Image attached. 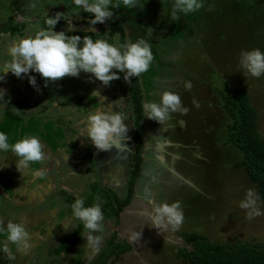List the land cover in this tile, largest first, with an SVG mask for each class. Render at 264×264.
<instances>
[{
    "label": "rangeland",
    "instance_id": "rangeland-1",
    "mask_svg": "<svg viewBox=\"0 0 264 264\" xmlns=\"http://www.w3.org/2000/svg\"><path fill=\"white\" fill-rule=\"evenodd\" d=\"M137 1L138 10L146 9L149 1L145 0V4L141 3L142 0ZM201 2L202 7L198 11L187 14L193 32L190 39L186 41V45L181 44L185 50L184 58L181 55L182 50L177 52L175 57L171 52L179 47L176 41L180 42L184 39L185 32L179 27L176 26L175 30H170L164 24H159V28L148 35L149 38L146 37L155 60L151 62L149 70L142 74L143 101L158 100L163 91L171 90L180 96L181 104L188 108V112L185 115L171 113L170 119L162 124L163 126L148 119L145 135L152 139L154 133L159 134L162 131L165 140L181 145L175 148L171 157L162 158L164 163L181 170L188 180L183 187L175 186L168 198L170 203L180 201L183 210L184 220L181 228L177 230L178 233L182 231L196 233L218 244L251 243L264 247V201L259 200L262 213L259 216L249 218L246 214L247 210L239 208V202L244 199L246 190L252 188L256 191V187L248 180L242 169L234 167L235 162L241 159V155L235 147L224 144L227 126L232 121L224 114L220 100L211 94L212 89L215 93V90H222L225 83L246 89L250 104L256 112L257 132L261 138H264V75L253 78L243 72L238 63V55L242 50L258 48L264 52V0H201ZM33 3L36 5L35 8L30 7ZM59 5L65 6L66 12H62ZM157 5L158 3H153L152 8L158 7ZM117 9L129 10L122 4ZM139 12L135 13L142 16ZM155 12L151 15L155 14L161 21V17L165 16L162 10L158 8ZM56 13L62 14L60 19L65 24L63 26L56 24L53 31L67 30L68 35L88 32L90 25L84 23L87 19L82 16L85 12L76 8L73 0H0V59H8L6 47L13 39L33 34L37 28H47L46 18ZM113 15L119 20L128 19L114 11ZM88 17V19L91 18ZM8 18L12 20V23H6ZM3 24L5 27L1 28ZM92 27L96 30V33L91 32L94 34L93 39H105L113 43V34L110 33L108 22ZM71 28L74 31H71ZM28 75L35 77V88L29 86L27 76L23 74L18 79L8 73L3 81H0V90H3L0 104H4L10 116L15 118L11 122L6 114L2 115L1 123L5 125L0 127V131L7 133L9 143H12L29 135L37 127L40 128L43 123L40 129L44 127L48 132L44 135L47 144L71 148L72 98L76 95L72 91H75L78 80L75 82V78L65 76L56 81H50L51 83L47 82V87H44L45 81L38 73L32 75L30 71ZM119 75L121 79L114 80V86L115 83L122 85L121 89L125 91L123 74ZM151 75H154V78H151ZM77 78L80 80V86H84V82L87 85L90 82L88 74L81 73ZM181 81H189L192 85L191 89L185 90ZM96 83L100 85L98 81ZM25 84L26 87L28 86L27 92L23 93ZM52 84H55L59 91L53 94L52 90L49 92L52 93L49 97L44 96L43 90L39 93L34 91L42 87L48 91V87L53 88ZM18 86L22 89L10 93L8 88ZM4 93L13 98L5 97ZM31 93L41 94V100L38 98L37 103L39 109L33 114L36 117L30 116L32 112L26 108L28 104L25 96ZM120 99H123V103L115 105L113 110L124 114L128 129L126 134L131 135L129 98L123 94L115 100ZM193 100L199 107L193 105ZM7 105L8 107L10 105V110ZM181 120L184 122L182 125L178 123ZM53 123L60 125L61 133L55 129ZM129 146V152L132 153L131 142ZM175 155H180V158H175ZM11 161L14 162V158ZM14 166H12L13 172L0 168V179H9V183L16 185L19 190L14 189V185L9 186L8 193L0 189L4 192L0 191V198L2 195L6 197L9 195L10 198L11 196L27 198L29 195L27 188L30 185H24L27 179L25 170L23 169L20 174ZM13 201L14 198L11 202ZM30 208L28 205H13L10 211L0 216L5 217L11 213L12 217L19 221L21 213L25 214V209L31 211ZM35 211L40 212V209ZM176 241L178 247L179 245L185 247L181 239L177 238ZM176 249L169 248L167 252H161L163 258H166L161 259L164 264H180V260H177L174 255L178 256V249ZM59 257V255H53L50 262L48 259L47 262H43L46 255L42 253L40 259L42 264H58ZM5 263L3 259H0V264Z\"/></svg>",
    "mask_w": 264,
    "mask_h": 264
},
{
    "label": "crops",
    "instance_id": "crops-1",
    "mask_svg": "<svg viewBox=\"0 0 264 264\" xmlns=\"http://www.w3.org/2000/svg\"><path fill=\"white\" fill-rule=\"evenodd\" d=\"M147 1L149 2H147L146 9L143 8L144 10H142L141 6L139 5L141 10H138V7H136L129 10L112 9V11L120 14V16L123 18L127 17L139 19L141 20L142 25H144L151 19V14L159 8L162 10L165 16L161 17V21L159 18H156L154 26L146 29L145 37H148V35L152 34L155 29L159 28V24H164L167 26V29L170 28V30H175L174 27H176V25H173L169 20L170 11L164 0H162V2H159V0ZM144 2L146 3L145 0L141 1L142 4H145ZM175 2L177 3V0H175ZM153 3H158V7L152 8ZM138 11H140L139 13H141L142 16H139L135 13ZM150 11H152V13ZM180 13L183 16L185 22L189 24V18L187 17V14L181 11ZM190 26L191 24H189V27ZM190 29L192 30L191 27ZM188 39H190V37H184L183 41L181 40L180 42L179 40L176 41V44H179V47L171 51L173 57L176 56L177 52L182 50L181 55L182 58H184L185 50L182 45H186V41ZM154 60L155 58L153 55L152 62ZM31 74L34 75L36 73L31 72ZM141 75L138 77L143 96V75L142 77ZM151 78H154V75H151ZM77 80L78 85H75V91H72V93L76 95L74 98H72L73 127L71 148L64 147V145L55 146L54 144H47L45 142L44 135L48 132L44 127L43 129H40L43 126V123H41V127H37V129L31 131L29 135L32 134L41 141L43 144V150L45 152V159L42 162L30 163L28 167L24 169L26 173L25 176L27 177V179H25L24 185H30L27 188L29 194L28 197L22 198L11 196L10 198L9 195L8 197L2 195L0 198V201L3 200L1 206L4 204L0 208V215L10 211L12 209L11 205H28V207H31V211H27L25 209L24 216H20L19 219V221H24L26 223V229L29 231L31 247L27 253H15L14 246H12L15 255L14 260L8 261L4 256H2L3 254H0V259H3V261L6 262L5 264H8V262L9 264H32V261H34L33 264H42V260L40 259L42 257V253L46 255V258L43 260V262H47V259L49 262L52 260L54 255L52 251L58 248L59 244L65 237L77 230L78 227H82V224L79 222L72 221L70 227L65 229V231L69 232H64L62 224H59L71 217V203L68 202V198L74 200L80 197L83 198L84 203L86 200H91V205L94 202H97V198H99L100 206L102 207L104 200L100 196V191L108 192L109 195L114 194L118 199H123L126 195L128 177L127 171L131 162V153L129 152L130 136L127 135V139L125 138L123 141H121L120 146H112L109 150L101 152L95 149L91 145L90 141L84 137H81V134L85 127L83 122L84 118L89 114V112L95 111L101 107L107 108L110 103H115L117 101L115 99L122 96L123 93L125 96H127L128 82H124L125 91H123L121 89L122 85L115 83L114 86L113 81H111L108 86H103L101 84L98 85L96 83L97 81L90 79L89 76V84L87 85L84 82V86H80V80L76 77L75 82ZM233 86L238 87L237 85ZM27 87L25 84L23 87V93L27 92ZM52 87L53 88H47L51 91H46L43 87L37 91H34L39 93V91L43 90V94H45L44 96L49 97V94H55L57 91H59V89L55 87V84H52ZM8 89L11 93L16 90L19 91V89H22V87L18 86ZM212 90L213 92L211 91V94H214L212 95L214 97L216 96V93L214 92V89ZM244 90L248 92L246 89ZM93 92H96L97 95H91ZM4 96H8L9 99L13 98L7 93H4ZM25 97L27 101L26 103L28 104L26 105V108L32 112V115L30 114V116L36 117L33 114L39 109V104L37 103L38 98L41 97V94L33 95L31 93L26 94ZM39 100H41V98ZM143 102L144 101L142 99V104ZM0 106L2 107L0 108L1 127L5 125L1 123L3 122L1 121L2 115L6 114L10 121L15 120V118L10 116L11 114L5 108L4 104H0ZM9 107L7 105L8 109ZM146 121L148 122L147 118H143L141 121L140 156L142 162L140 165L139 176L132 188V194L129 203L121 209L116 218L103 214V231L94 234L100 236V241L95 247H89L84 239L78 234L80 242L76 246L71 247L68 251L60 253L58 264H93L98 255L106 248L110 239H113V244L124 247L125 251L120 253L118 252L116 255L109 257L105 264H164V262L161 260L163 258L161 252H167L169 248L174 250L176 247L177 249L184 248L191 250V246L185 245L182 237L183 234L190 233L184 231L178 233L177 230H169L159 233L158 230L151 228L150 225H146V218L139 215L143 209L150 210V205L148 203L149 199L157 203L165 202L171 204L168 198L174 190V187L179 185L183 187L188 181L181 170H178L175 166L172 167L168 165V163H164L162 160L163 157H171V155L174 154L173 151L176 150L175 148L180 147L181 145L175 143L174 141L165 140L162 131L159 132V134L154 133L152 139L147 138L145 135ZM54 125L55 129L61 133L59 129L60 125L57 123ZM10 138L12 137L10 136ZM86 148L90 149L92 164H88L85 161V155L87 153L86 151L84 152V150H86ZM10 155L11 154L0 153V165L1 169L3 168V165L8 169L9 172H13L12 166L15 164L11 160L13 158L15 160L16 158L13 155H11V157ZM174 157L180 158V155H175ZM179 161L180 159L177 162L179 163ZM35 170H43L45 175L43 177H36L33 175ZM10 185L14 184H10L9 179H0V189H3L8 193V188ZM14 189L19 190L16 185H14ZM1 193L4 192L2 191ZM18 193L20 194V191ZM13 198L14 201L11 202ZM37 201L41 203H38ZM33 207L35 208L33 209ZM7 208L8 210H6ZM38 209H40V212L35 211ZM9 219L16 220L15 217L7 219L6 216H0V221H7ZM131 229L139 230L141 233L139 241L134 244L128 241V234ZM82 231L83 229L79 231V233ZM177 238L182 240L181 243H183L185 247H183V245H179L178 247L176 241ZM0 239H3V237H0ZM171 252L173 251L171 250ZM40 253L41 256H39ZM174 255L177 260H180V264H184L182 259L177 256V254Z\"/></svg>",
    "mask_w": 264,
    "mask_h": 264
},
{
    "label": "clouds",
    "instance_id": "clouds-1",
    "mask_svg": "<svg viewBox=\"0 0 264 264\" xmlns=\"http://www.w3.org/2000/svg\"><path fill=\"white\" fill-rule=\"evenodd\" d=\"M76 8L90 14L88 31L95 32L94 25L104 24L113 17L112 9L120 8L121 4L132 9L137 7V0H73ZM30 7L35 8L33 3ZM202 7L201 0H177L173 6V19L177 18V11L185 14L198 11ZM61 13L48 16L45 20L47 28H37L33 34L13 39L6 47L8 59H0V81L4 76L11 73L16 78L21 75L27 76L29 86L35 88L36 79L28 75L38 73L40 78L47 82L56 81L68 76L76 78L81 73L89 74L90 79L98 81L103 86H108L111 81L121 79L123 74L125 83L129 78L138 77L147 72L153 60L150 44L144 39H137L135 42L126 41L123 44L117 43L120 39L118 33L112 36L113 43L105 39H93L90 36L68 35L66 31H53L55 25L60 21ZM71 31H74L72 28ZM150 34V33H149ZM239 67L247 75L259 78L264 75V52L258 48L242 50L238 55ZM185 90H190L192 85L189 81H181ZM38 90V89H37ZM91 95L96 96L93 92ZM0 98H3V90H0ZM123 99L117 100L115 104H109L107 108L101 107L89 112L84 118L85 127L81 137L91 142V145L98 151H107L112 146L118 147L125 139L127 125L122 112L113 110L117 104H122ZM193 105L199 107L193 100ZM143 118L155 121L162 125L170 119L171 113L185 115L188 108L182 106L180 96L171 90L163 91L158 100H145L142 104ZM17 112H20L17 110ZM181 125L184 123L179 121ZM0 153H11L15 169L21 174L30 163L42 162L45 159L43 144L34 135H26L9 143L7 133L0 131ZM33 175L43 177V170H35ZM260 197L257 192L249 188L245 192L244 199L239 202V208L247 210L249 218L261 215L259 207ZM149 209H143L139 215L146 218V225L158 230L176 231L180 228L184 214L180 201L154 202L148 200ZM71 217L62 221L64 232L72 221L82 224L83 231L79 233L89 247H95L100 236L94 235L103 231L104 216L101 211L99 198L90 206H84L83 198H76L70 205ZM140 231L131 229L128 234V241L132 244L140 239ZM0 254H3L8 261L15 259V253H27L31 247L29 231L24 221L9 219L0 221Z\"/></svg>",
    "mask_w": 264,
    "mask_h": 264
},
{
    "label": "trees",
    "instance_id": "trees-1",
    "mask_svg": "<svg viewBox=\"0 0 264 264\" xmlns=\"http://www.w3.org/2000/svg\"><path fill=\"white\" fill-rule=\"evenodd\" d=\"M168 5L170 11V22L178 26L185 32L184 37H190L192 30L189 24L185 22L180 11H177V18L173 19V6L176 4L175 0H164ZM62 12L66 11V7L59 5ZM86 25L88 23V16L82 14ZM110 24V33H118L119 41L117 43L123 44L126 41L135 42L137 39H144L146 42L145 31L147 28L154 26L156 22V15L142 25L141 20L128 18L116 19L111 17L108 21ZM8 24L12 20L8 18ZM63 26L65 22L60 19L57 23ZM77 24V23H76ZM97 25V24H96ZM103 25V24H98ZM5 27L3 24L1 28ZM127 30V32H126ZM75 35L90 36L93 38L94 34L91 32H76ZM128 39L126 40V37ZM149 43V42H148ZM216 97L220 100L223 112L231 119V124L226 129L225 145L235 147L241 155V159L235 162L234 167L242 169L248 178L256 187V192L260 200L264 201V138H261L257 132L256 112L250 104V100L246 91L242 88L230 84H224L222 90H215ZM128 97L129 110L131 111V162L127 171V186L126 195L123 199H118L114 194L105 191H100V196L104 200L101 211L106 216L116 218L118 213L125 207L131 198L132 188L136 179L139 176L141 159V121L143 119L142 110V92L139 83V77L129 78L128 80ZM85 161L92 164L91 152L88 148L86 150ZM90 200V199H89ZM74 200L68 198V202L72 203ZM91 201V200H90ZM90 201L86 200L84 206H90ZM83 228L78 227L69 236L65 237L59 244L58 248L52 253L59 255L64 251H68L71 247L76 246L80 242L78 236L79 231ZM185 245L191 246V250L184 248L178 249V256L182 259L184 264H264V247L251 243H233V244H218L212 243L205 236L190 233L182 235ZM113 239H110L106 248L98 255L93 264H105L106 260L125 251V248L113 244Z\"/></svg>",
    "mask_w": 264,
    "mask_h": 264
},
{
    "label": "flooded vegetation",
    "instance_id": "flooded-vegetation-1",
    "mask_svg": "<svg viewBox=\"0 0 264 264\" xmlns=\"http://www.w3.org/2000/svg\"><path fill=\"white\" fill-rule=\"evenodd\" d=\"M9 83H10V81H9ZM127 93H128V88H127ZM123 94H124V93H123ZM127 97H128V95H127ZM128 98H129V97H128ZM127 135L130 136V142H131V136H132V134H131V135H130L129 133L126 134V139H127ZM2 167H3V168H2L3 170H6V169H7V168H6L5 166H3V165H2ZM0 168H1V165H0ZM7 170H8V169H7ZM2 199H3V198H2ZM1 203H3V200L0 201V208L4 205V204H3V205L1 206ZM7 204H8V203H7ZM11 207H12V205H11ZM6 210H8V208H7ZM20 216H24V214L21 213ZM11 217H12L11 213H10L8 216H6L7 219H8V218H11Z\"/></svg>",
    "mask_w": 264,
    "mask_h": 264
},
{
    "label": "bare ground",
    "instance_id": "bare-ground-1",
    "mask_svg": "<svg viewBox=\"0 0 264 264\" xmlns=\"http://www.w3.org/2000/svg\"><path fill=\"white\" fill-rule=\"evenodd\" d=\"M125 138H126V136H125ZM126 148V147H125Z\"/></svg>",
    "mask_w": 264,
    "mask_h": 264
}]
</instances>
